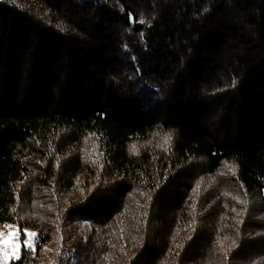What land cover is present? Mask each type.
I'll return each mask as SVG.
<instances>
[{
	"label": "trees",
	"instance_id": "trees-1",
	"mask_svg": "<svg viewBox=\"0 0 264 264\" xmlns=\"http://www.w3.org/2000/svg\"><path fill=\"white\" fill-rule=\"evenodd\" d=\"M0 224L11 264H264V0H0Z\"/></svg>",
	"mask_w": 264,
	"mask_h": 264
},
{
	"label": "rangeland",
	"instance_id": "rangeland-1",
	"mask_svg": "<svg viewBox=\"0 0 264 264\" xmlns=\"http://www.w3.org/2000/svg\"><path fill=\"white\" fill-rule=\"evenodd\" d=\"M76 230L81 231L83 229V223L78 222L76 227ZM67 242L66 251L73 256V249L71 248V241L74 238V236L77 235L75 232ZM28 233H34L33 236H28ZM36 239H37V232L33 228H24L21 230V227L18 224H7L3 225L0 224V264H11L12 261H16L21 257L22 250L26 248L24 245L31 244V250L33 252L36 251ZM15 245L17 248V252L15 256H12L11 254V246ZM28 251L29 249L26 248ZM51 248H47V251L45 255L43 256L44 262H46L47 257L49 256V253L51 252Z\"/></svg>",
	"mask_w": 264,
	"mask_h": 264
},
{
	"label": "snow or ice",
	"instance_id": "snow-or-ice-1",
	"mask_svg": "<svg viewBox=\"0 0 264 264\" xmlns=\"http://www.w3.org/2000/svg\"><path fill=\"white\" fill-rule=\"evenodd\" d=\"M28 236H33V235H35L34 233H28L27 234ZM26 248H28L29 250H31V244H25L24 245ZM16 252H17V248H16V246L15 245H12L11 246V254H12V256H15L16 255Z\"/></svg>",
	"mask_w": 264,
	"mask_h": 264
}]
</instances>
